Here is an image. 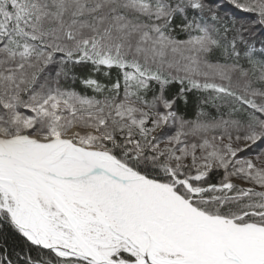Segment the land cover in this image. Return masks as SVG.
Instances as JSON below:
<instances>
[{"label":"snow or ice","instance_id":"1","mask_svg":"<svg viewBox=\"0 0 264 264\" xmlns=\"http://www.w3.org/2000/svg\"><path fill=\"white\" fill-rule=\"evenodd\" d=\"M0 264H264V0H0Z\"/></svg>","mask_w":264,"mask_h":264}]
</instances>
